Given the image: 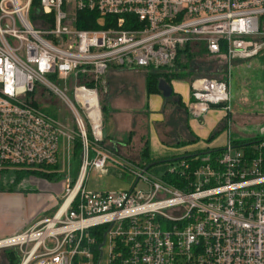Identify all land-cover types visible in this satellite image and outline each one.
Returning a JSON list of instances; mask_svg holds the SVG:
<instances>
[{
  "label": "built area",
  "instance_id": "built-area-1",
  "mask_svg": "<svg viewBox=\"0 0 264 264\" xmlns=\"http://www.w3.org/2000/svg\"><path fill=\"white\" fill-rule=\"evenodd\" d=\"M80 12L95 13L101 26L78 28ZM263 16L264 0H0V169L54 164L62 152L68 160L75 136L82 145L78 175L52 214L0 239V248H16L20 264H264V141L249 155L228 137L220 156L168 165L165 173H181L177 187L101 144L98 88L110 66H166L189 42L229 63L255 56ZM36 87L65 106L72 125L32 104ZM190 89L193 118L231 111L228 82L198 77ZM108 161L134 184L87 190L89 171ZM100 226L93 262L89 230Z\"/></svg>",
  "mask_w": 264,
  "mask_h": 264
},
{
  "label": "crops",
  "instance_id": "crops-1",
  "mask_svg": "<svg viewBox=\"0 0 264 264\" xmlns=\"http://www.w3.org/2000/svg\"><path fill=\"white\" fill-rule=\"evenodd\" d=\"M233 64L236 65V80L241 79L247 81L246 85L244 83L240 84V92H244L246 88L255 90L262 85L264 86V48L250 58L249 62L239 59L233 61ZM130 74L138 78L139 90L137 92H128L126 104L118 102L116 104L117 108L112 110L111 124L108 125L105 122L107 127H105L106 134L108 132L111 139V142L108 144H112L116 149L113 153L115 157L124 158L125 155L123 154L127 155L137 150L143 146L145 138L148 141L149 157L152 159L178 157L196 152L203 153L211 148L223 147L225 145L226 140H228L227 135L222 139H219V136L224 135L228 129L224 130V133L222 132V134L220 133L214 137V139H208V133L210 134L220 124V119L225 116L221 108L212 107L208 112L209 116L205 119L206 122H203L204 119L202 118H193L187 110V112L184 110V107L191 99L190 84L186 80H173L171 82L172 92L175 94L168 97V101V98L163 97L161 92L146 94L145 69H110L103 75L101 80V85L105 91L104 93L107 94V101H112L110 88L115 79L118 77H127ZM242 85H245V87ZM122 86H125V84L122 83L120 89ZM131 86H133L131 89L134 90V83H131ZM120 91L117 89V92ZM231 102V117H233V120L243 114V111H247V116L254 115L256 118L263 120V106L254 108L253 110L251 108L243 110L237 102L233 108ZM126 106L132 109L127 110ZM196 120H200L203 125L198 124V127H196L194 125ZM215 122L218 125L212 129ZM209 130L211 131L209 132ZM132 131H135V133L133 134ZM116 151H118V155L115 154ZM60 160V172H62L63 176L59 180L48 181L35 178L38 181H34L30 177V183L36 184L34 188L0 191V239L21 232L36 221L42 219V217L50 213L52 214L55 209L54 207H56L55 205L58 203L57 197L62 195L67 179L74 181L79 171V168H76L75 161L70 162L69 156L67 160L66 152L61 153ZM111 163L115 167H109L108 170L114 169L116 174H122L123 176L125 169L116 171L118 170V166L113 162ZM133 184L134 178L130 187ZM85 187L87 188L86 181Z\"/></svg>",
  "mask_w": 264,
  "mask_h": 264
},
{
  "label": "trees",
  "instance_id": "trees-1",
  "mask_svg": "<svg viewBox=\"0 0 264 264\" xmlns=\"http://www.w3.org/2000/svg\"><path fill=\"white\" fill-rule=\"evenodd\" d=\"M35 8H31V16L33 17ZM97 15L95 13H88V12H80L77 16V22L76 26L78 28H97L101 26L97 23ZM264 19V16L262 17ZM207 55H211L207 51V47L205 45V42L197 41V42H189L183 45L182 47L177 49L176 55L174 59L171 61L169 65L161 66L158 68H152L148 67L145 69V89L146 94L151 93H160L161 91L158 89V83L160 80H164L166 83L171 85V82L173 80H186L189 82V84L198 77H207L210 79H215L218 81H224L228 82L229 80V70H226L225 72V65H221L222 71L220 73H214L211 69V65L205 60ZM212 56V55H211ZM219 58V57H217ZM122 70L116 66H110V68L107 70ZM99 88V98H100V105L103 115V126L104 129L106 127L107 118L108 116H111L108 112V102H107V94L104 93L102 85H98ZM175 94L172 92L171 96ZM104 97L102 98L101 97ZM104 95V96H103ZM54 97L53 100H46L42 97ZM28 97H30L32 104L39 107L44 112L48 113L49 115L55 117V118H61L62 117V111L60 109L65 110L67 113L65 106L52 94L47 92L44 88L36 87L33 92H31ZM54 101V102H52ZM169 101V98H168ZM184 110L188 111L187 107H184ZM186 111V112H187ZM189 113V112H188ZM69 113L68 118L69 120ZM71 119V117H70ZM227 119L228 117L223 118L220 122V124L210 133L208 139L212 140L214 137L218 136L220 133H222L224 130L229 129L227 125ZM71 125L73 124L72 120L69 121ZM107 128V127H106ZM134 134L135 131H132ZM131 134V132H130ZM231 140V144L235 149L242 150L243 153L247 152V154L252 155V152H254L253 155H256L258 153V150L254 148V146L259 145L260 142L264 141V134H256L255 136L247 137L243 140H235L233 137L229 136ZM110 136L107 132V134L103 137L102 145L110 150L112 153H114V150H116L112 144H108L110 141ZM195 140V139H194ZM264 151V146H263ZM225 150V147H214L211 148L208 151L205 152H196V153H190L185 154L178 157H164L160 159H152L149 157L148 153V141L145 138L143 146L139 147L137 150L130 152V154H123L125 155L124 159L129 160L141 167H148L150 170L151 167L154 165H159L161 176H163L168 182L171 184L180 187L181 182L183 181V178L180 177V172H168L165 173V170L168 165L175 164L180 160H186L190 162H196V157L208 153L214 156H220ZM264 153V152H263ZM118 155V151L116 153ZM81 156H82V145H81V139L79 136H75L71 147L69 149V161L76 162V168L78 169L81 163ZM8 169H12L14 172V179L12 182L7 183L9 185H3L0 184V191H14V188H12L13 185H18L21 180L24 178H37V179H43L48 181H57L59 180L63 175L61 170V160L60 158L58 161L54 164H46V163H40V164H34V165H28V166H22V167H6L0 169V176L3 172H5ZM154 171V170H152ZM155 171H158L155 170ZM50 215V214H49ZM47 216V215H46ZM102 229L104 227H95L91 228L89 230V235L94 238V241L97 242L94 246L92 245V252L94 256V261L97 259V254L99 253L98 247L100 246V242L102 240ZM78 261H83L82 258L76 257L74 258L73 264H77ZM21 262V254L18 252V250L14 247H5L0 248V264H20Z\"/></svg>",
  "mask_w": 264,
  "mask_h": 264
},
{
  "label": "rangeland",
  "instance_id": "rangeland-1",
  "mask_svg": "<svg viewBox=\"0 0 264 264\" xmlns=\"http://www.w3.org/2000/svg\"><path fill=\"white\" fill-rule=\"evenodd\" d=\"M262 30L264 31V26L262 28ZM260 38V36L258 37ZM264 39V38H263ZM264 44V42H263ZM262 47L264 48V46L262 45ZM262 48V50H263ZM219 57V58H217ZM253 57V56H252ZM250 57V58H252ZM250 58H233L230 63L222 56H211V55H207V57L205 58V60L211 65V69L214 73H220L222 71V66L221 65H225V72L226 70H228V64H230V69H229V93H230V100L232 101V107L234 108V105L236 104V102L238 104H240V108H243V110H246L248 108H251L252 110L255 108H260V106L264 107V86H260L255 90H251V88H246L244 92H240L241 86L240 84L244 83L246 85L247 81L244 80H236V72H235V66L233 64V61L235 60H239V59H243L244 61H248L250 60ZM244 67V66H243ZM231 82V84H230ZM125 84V86H122L120 89V85L121 84ZM131 83H134V90H132L131 88L133 86H131ZM255 83V80H254ZM245 85H242L243 87H245ZM259 86V85H258ZM126 87V88H123ZM257 87V86H255ZM110 97L112 98V101L108 100V112L112 113V110L114 108H117L116 104L118 102H123L126 104L127 101V97H128V92H137L139 90V81L138 78H136V76L130 74L127 77H118L117 79H115L114 83L112 84L111 88H110ZM117 89L121 90L120 92H117ZM124 90V91H123ZM128 90V91H125ZM130 90V91H129ZM104 96V95H103ZM132 96V94H131ZM102 97V95H101ZM109 97V94H108ZM133 97V96H132ZM45 98L46 100H53L55 99L54 97H42ZM104 98V97H102ZM54 102V101H52ZM262 104V105H260ZM127 110H131V107H127ZM63 113L62 117V121H66L68 118V113L63 109H60ZM220 110V109H219ZM242 110V111H243ZM223 111V110H222ZM223 113L225 114V111H223ZM233 114L235 116V113L233 111ZM232 115V110L230 112H228L225 116H223V118H229L227 119V125L228 127H230L228 130H226V132L224 133V135L219 136V139H222L225 137V135H227V139L229 136L233 137L235 140H243L249 136L253 137L256 134H264V118L263 120L256 118V116L252 115V116H247V111H243V114H241L238 118H234L231 117ZM209 116V113L203 118V122H206V117ZM247 116V117H245ZM222 118V119H223ZM220 119V122L221 120ZM70 117L69 120L70 121ZM263 121V122H261ZM112 122V118L111 116H108L107 118V124L110 125ZM261 122V123H260ZM259 123V124H258ZM70 124V123H69ZM199 125H203L202 122L199 120H196V123L194 125H196V127H198ZM71 125V124H70ZM213 125V124H211ZM218 125V123H214V127L212 129H214L216 126ZM205 126V125H204ZM211 130H209L210 132ZM205 133H207L206 130H204ZM228 133V134H227ZM231 133V134H230ZM222 134V133H221ZM208 135H210L208 133ZM207 135V136H208ZM205 136V135H203ZM206 136V139H207ZM209 137V136H208ZM227 143V140H226ZM225 143V144H226ZM112 168L115 167L112 163H110L109 161L106 164V169L103 171L100 170H91L89 171L88 175H87V179H86V183H87V190L90 191H120V190H127L131 183L133 182V178L131 177L130 173L128 171H124V175L122 176V174H116L114 169L108 170V168ZM117 167V166H116ZM120 167H118V170L116 171H121ZM158 169V173H160V167L159 165H154L153 167H151L150 170H157ZM14 179V172L12 169H8L5 172L2 173V175L0 176V184L3 185H9L7 183L12 182ZM30 178H24L23 180H21L19 182L18 185H13L12 188H14V190H20V189H24V188H34L36 186V184H31ZM34 181H38L35 178ZM55 208V207H54ZM54 211V210H53ZM51 215V213H50ZM47 215V216H50ZM45 217H42V219ZM41 220V219H40ZM38 220V221H40ZM36 221V222H38ZM35 222V223H36ZM34 224V223H33ZM32 224V225H33Z\"/></svg>",
  "mask_w": 264,
  "mask_h": 264
},
{
  "label": "water",
  "instance_id": "water-1",
  "mask_svg": "<svg viewBox=\"0 0 264 264\" xmlns=\"http://www.w3.org/2000/svg\"><path fill=\"white\" fill-rule=\"evenodd\" d=\"M158 89L161 91L163 97L168 98L172 94V87L164 80H160L158 83ZM106 135V129H103V136ZM149 167V166H148ZM102 243L100 244L99 248L101 247Z\"/></svg>",
  "mask_w": 264,
  "mask_h": 264
},
{
  "label": "bare ground",
  "instance_id": "bare-ground-1",
  "mask_svg": "<svg viewBox=\"0 0 264 264\" xmlns=\"http://www.w3.org/2000/svg\"><path fill=\"white\" fill-rule=\"evenodd\" d=\"M35 236V234H33V235H30V237L32 238V237H34Z\"/></svg>",
  "mask_w": 264,
  "mask_h": 264
}]
</instances>
